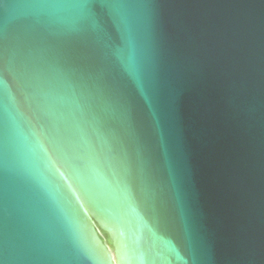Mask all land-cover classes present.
I'll list each match as a JSON object with an SVG mask.
<instances>
[{"label": "water", "instance_id": "95a60500", "mask_svg": "<svg viewBox=\"0 0 264 264\" xmlns=\"http://www.w3.org/2000/svg\"><path fill=\"white\" fill-rule=\"evenodd\" d=\"M21 2L0 6V24L17 31L10 67L36 48L67 62L98 103L95 116L68 110L67 181L45 165L47 142L10 113L14 165L30 173L11 185L14 215L70 230L79 251L68 264H264V0H155L147 51L94 25L34 34ZM109 155L127 160L135 201Z\"/></svg>", "mask_w": 264, "mask_h": 264}, {"label": "snow or ice", "instance_id": "6c2138e0", "mask_svg": "<svg viewBox=\"0 0 264 264\" xmlns=\"http://www.w3.org/2000/svg\"><path fill=\"white\" fill-rule=\"evenodd\" d=\"M6 0H0L4 6ZM31 10L25 17L34 23V34L44 31L45 23L57 29L69 24L81 30L94 25L105 36L139 38L143 48L150 47L157 21L155 0H23L19 4ZM0 24V264H68L79 251L70 230L57 227V235L40 228L27 209L13 212L11 185H27L30 173L14 165L17 139L9 121L10 113L36 134V144L47 142L40 153L50 171L65 181L73 172V155L65 150L71 142L76 120L68 121V110L78 109L81 116H95L96 92L67 62L53 55L37 54L36 48L21 50L14 69L10 67L9 38L13 34ZM150 73V67H146ZM14 96L10 98V93ZM119 168L117 187L121 194L135 201L132 172L127 160L109 155ZM96 167V158L89 159ZM71 190L77 189L69 184ZM77 200L82 203L80 195ZM149 210H156L155 201H145Z\"/></svg>", "mask_w": 264, "mask_h": 264}]
</instances>
